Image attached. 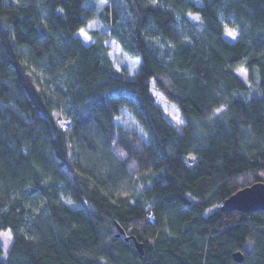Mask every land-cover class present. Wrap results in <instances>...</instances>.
Instances as JSON below:
<instances>
[{
	"label": "trees",
	"instance_id": "1",
	"mask_svg": "<svg viewBox=\"0 0 264 264\" xmlns=\"http://www.w3.org/2000/svg\"><path fill=\"white\" fill-rule=\"evenodd\" d=\"M87 1L0 0V264H264V0Z\"/></svg>",
	"mask_w": 264,
	"mask_h": 264
},
{
	"label": "rangeland",
	"instance_id": "2",
	"mask_svg": "<svg viewBox=\"0 0 264 264\" xmlns=\"http://www.w3.org/2000/svg\"><path fill=\"white\" fill-rule=\"evenodd\" d=\"M93 2H94V0H90V2L87 1L86 4L87 5L89 3L93 4ZM103 2H104V0H100L98 2V5L101 6L103 4ZM96 8H98L97 5H96ZM194 17L195 16H192V18H194ZM230 18H231V20L234 19L233 17H230ZM222 19H223V22L225 23V26H226L225 38L227 40H230V41L236 40L240 31L237 28L230 26L226 17L222 16ZM96 28L99 29L101 32L109 34L108 28L104 27L101 24V22L98 20V18L92 19L88 23L87 27L81 29L78 32V34H80L86 41H88V40H91L89 31L92 29H96ZM106 42H107V44L110 45V55L113 58L116 66L119 68H126L128 70V74L130 76H133L139 69L141 58L130 56L128 54H124L122 52V48H121L120 44L112 37H108ZM237 72H238L239 76L247 84H250L248 73L244 67L241 66V67L237 68ZM151 90L155 96L156 101L163 108L168 121H170L174 126L178 127L180 130L181 126L185 122V120H184L177 104L170 101L166 97V95L158 88V86L156 85V82L153 79L151 80ZM11 241H12V235H11L10 230H0V242L4 248L3 255L6 254V252H8Z\"/></svg>",
	"mask_w": 264,
	"mask_h": 264
},
{
	"label": "water",
	"instance_id": "3",
	"mask_svg": "<svg viewBox=\"0 0 264 264\" xmlns=\"http://www.w3.org/2000/svg\"><path fill=\"white\" fill-rule=\"evenodd\" d=\"M222 210L242 212H253L256 210L264 211V182L257 181L237 192L230 195L222 204ZM120 233H124V229L119 226ZM136 246L141 253H144L143 243L136 242ZM233 258L236 262L244 261V253L241 250L233 253Z\"/></svg>",
	"mask_w": 264,
	"mask_h": 264
},
{
	"label": "built area",
	"instance_id": "4",
	"mask_svg": "<svg viewBox=\"0 0 264 264\" xmlns=\"http://www.w3.org/2000/svg\"><path fill=\"white\" fill-rule=\"evenodd\" d=\"M59 121L61 123V126L64 129H66L71 124V121L69 119H66V118H60ZM185 163L189 166H192L195 163V155L194 154H188L185 157Z\"/></svg>",
	"mask_w": 264,
	"mask_h": 264
}]
</instances>
